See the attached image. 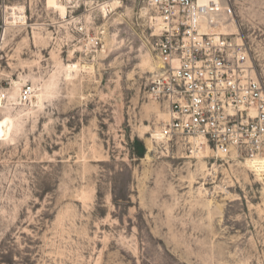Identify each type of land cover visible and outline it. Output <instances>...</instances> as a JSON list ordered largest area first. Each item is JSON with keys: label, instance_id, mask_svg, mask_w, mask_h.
<instances>
[{"label": "rangeland", "instance_id": "obj_1", "mask_svg": "<svg viewBox=\"0 0 264 264\" xmlns=\"http://www.w3.org/2000/svg\"><path fill=\"white\" fill-rule=\"evenodd\" d=\"M53 3L64 15L7 0L23 26L0 14V264H264V185L154 137L168 117L146 93L142 1L106 16ZM234 20L264 82V0H238Z\"/></svg>", "mask_w": 264, "mask_h": 264}, {"label": "built area", "instance_id": "obj_2", "mask_svg": "<svg viewBox=\"0 0 264 264\" xmlns=\"http://www.w3.org/2000/svg\"><path fill=\"white\" fill-rule=\"evenodd\" d=\"M63 1L101 11L124 0ZM141 1L157 60L146 93L167 114L161 128L166 146L176 140L191 156L238 162L264 185V82L239 32L227 31L238 0ZM7 8L0 0L1 15ZM78 32L88 46H98L84 27ZM33 93L23 87L20 101L30 102Z\"/></svg>", "mask_w": 264, "mask_h": 264}, {"label": "bare ground", "instance_id": "obj_3", "mask_svg": "<svg viewBox=\"0 0 264 264\" xmlns=\"http://www.w3.org/2000/svg\"><path fill=\"white\" fill-rule=\"evenodd\" d=\"M47 7L48 9H56L57 11H59L62 15H64V11H63V7H56L53 3V0H47ZM121 7V2L120 1H114L112 3H108L106 8H102L101 12L106 16L108 14H111L112 12H114L115 10H117V8ZM25 9L23 6L21 5H16V6H9L6 10V14H5V25L7 27H17V26H23L26 25V17H25V13H24ZM56 11V12H57ZM144 16H146V12L144 10ZM237 25L235 23V25L233 23H229L228 27H227V31L231 32L232 34H235L237 31ZM146 65L148 66V70L150 72H153L156 68H157V62L155 61V65L152 67V64H148L146 63ZM79 71V67L77 64H75L72 67L66 66L65 67V77L67 79H69L72 75V73L78 72ZM17 85V83H16ZM2 104V101L0 100V106ZM167 117V115H166ZM3 127L6 129V136L8 135L10 128L13 127V121L10 118H5L2 122H0V127ZM154 137H158L161 138V133H157L154 135ZM3 138H0V140H2ZM194 158H198L199 159H203L206 156L205 155H193ZM204 169V168H203ZM249 171V170H248Z\"/></svg>", "mask_w": 264, "mask_h": 264}]
</instances>
